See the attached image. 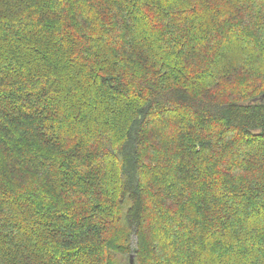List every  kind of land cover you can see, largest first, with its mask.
<instances>
[{
  "label": "trees",
  "instance_id": "obj_1",
  "mask_svg": "<svg viewBox=\"0 0 264 264\" xmlns=\"http://www.w3.org/2000/svg\"><path fill=\"white\" fill-rule=\"evenodd\" d=\"M131 254L264 264V0H0V264Z\"/></svg>",
  "mask_w": 264,
  "mask_h": 264
},
{
  "label": "rangeland",
  "instance_id": "obj_2",
  "mask_svg": "<svg viewBox=\"0 0 264 264\" xmlns=\"http://www.w3.org/2000/svg\"><path fill=\"white\" fill-rule=\"evenodd\" d=\"M132 239H133L132 243H133V245H135V236H133ZM131 255H133V254H131ZM131 255L130 256L129 255H123V256L118 255L116 260L118 261V264H131L130 263ZM133 261L135 264L136 263L135 257L133 258Z\"/></svg>",
  "mask_w": 264,
  "mask_h": 264
},
{
  "label": "water",
  "instance_id": "obj_3",
  "mask_svg": "<svg viewBox=\"0 0 264 264\" xmlns=\"http://www.w3.org/2000/svg\"><path fill=\"white\" fill-rule=\"evenodd\" d=\"M133 258H134V256L131 255V258H130V263H131V264H134Z\"/></svg>",
  "mask_w": 264,
  "mask_h": 264
}]
</instances>
